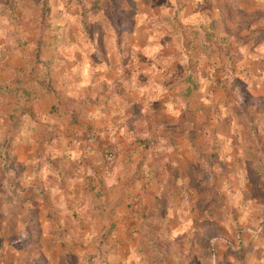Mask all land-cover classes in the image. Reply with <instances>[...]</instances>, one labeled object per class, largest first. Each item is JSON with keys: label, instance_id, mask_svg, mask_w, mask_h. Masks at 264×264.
<instances>
[{"label": "rangeland", "instance_id": "374dc122", "mask_svg": "<svg viewBox=\"0 0 264 264\" xmlns=\"http://www.w3.org/2000/svg\"><path fill=\"white\" fill-rule=\"evenodd\" d=\"M204 1L0 0V63L47 66L52 111L67 104L66 95L80 94L76 69L118 64L117 38L123 60L145 83L140 63L175 61L170 50L179 52V31L198 28L199 20H212L210 30L224 36L216 40L226 41L200 60L189 96L181 80L145 87V109L155 111L161 100L152 91L174 94L177 111L185 110L179 125L194 129L182 134L195 150L194 164L176 197L175 181L167 188L156 179L132 183L128 197L95 192L75 202L38 170H11L10 142L4 164L0 156V264H264V0ZM13 104L3 102V113ZM140 117L131 118L137 133ZM0 130L1 143L8 119ZM135 143L155 156L160 140ZM31 180L44 183L41 194L28 195Z\"/></svg>", "mask_w": 264, "mask_h": 264}, {"label": "crops", "instance_id": "0c3cea01", "mask_svg": "<svg viewBox=\"0 0 264 264\" xmlns=\"http://www.w3.org/2000/svg\"><path fill=\"white\" fill-rule=\"evenodd\" d=\"M202 4L210 6L212 2L205 0ZM210 14L211 10L205 16L209 18ZM211 22L210 19H201L196 26L198 28L179 31V52L170 50L176 54L175 61H163V65L157 62L140 63L146 69L148 83L137 81L140 75H133L130 71L132 64L121 61L120 57L118 64L98 63L76 69V78L81 84L80 94L68 96L65 93L66 97L61 102L67 104L57 105L56 111H52V72L47 66L24 64L21 68L19 65L0 63V105L8 100L14 103L9 113H3L0 106V120L8 119L10 123L9 135L4 134L0 143L2 164L11 142V170L16 171L23 166H27L32 173L38 170L39 177L45 175V183L75 202L82 194L95 192L103 195L123 192L128 197L132 194V183L141 187L149 182L151 186L156 179H162L163 187L167 188L169 182L173 186L175 181L177 186L170 193L176 197L181 183L190 181L189 166L194 164L191 154L195 150L182 134L192 133L193 126L179 125L178 116L185 110L180 108L177 111L171 97L174 94L164 96L152 91L154 97L157 94L161 96L155 111L145 109L148 102L142 98L146 86L159 87L168 82L177 85L180 80L185 84L189 67L187 54H195V61L192 62L197 69L201 59L208 61V57L216 52V46L221 48L220 41L223 39L216 38L224 36L210 30ZM185 42H188V50ZM161 52L168 53L164 46ZM183 56L185 59H182ZM182 69L186 71L183 77L177 72ZM101 86L107 87L106 92H101ZM132 88L138 89L133 91ZM69 98L77 99V102ZM46 102L49 104L46 105ZM135 116H141L139 126L143 130L139 133L131 129L136 124L131 119ZM171 128H174L173 131H170ZM179 130L182 131L180 137L177 136ZM146 136L160 140L155 156L135 143L136 139ZM108 150L114 152L113 163L105 160L104 152ZM30 182L28 195L41 194L37 187L44 183Z\"/></svg>", "mask_w": 264, "mask_h": 264}, {"label": "trees", "instance_id": "16d2710c", "mask_svg": "<svg viewBox=\"0 0 264 264\" xmlns=\"http://www.w3.org/2000/svg\"><path fill=\"white\" fill-rule=\"evenodd\" d=\"M5 2V5L6 3H8V0H4ZM44 5V4H43ZM86 12H92L90 10L88 11H83V15L86 14ZM94 12V11H93ZM116 42H117V51L118 53H120V58H121V61H123V55L122 54V51H123V48L120 47V44L118 42H120V40L117 38L116 39ZM222 44L226 43L225 40H221L220 41ZM188 42H185V48L188 50ZM226 54V57L227 56V53H224V55ZM194 53H192V55L190 54V56L188 57V61H189V67L187 69V72H186V76H185V83H186V88H185V96H189L192 91L195 89H197V78H196V67H195V64L192 62V61H195L194 60ZM104 157H105V160L107 162H111L113 163L114 162V152L108 150V151H105L104 152Z\"/></svg>", "mask_w": 264, "mask_h": 264}, {"label": "built area", "instance_id": "2783aa9c", "mask_svg": "<svg viewBox=\"0 0 264 264\" xmlns=\"http://www.w3.org/2000/svg\"><path fill=\"white\" fill-rule=\"evenodd\" d=\"M109 163H111V162H109Z\"/></svg>", "mask_w": 264, "mask_h": 264}]
</instances>
